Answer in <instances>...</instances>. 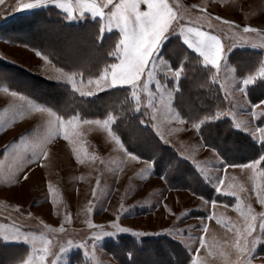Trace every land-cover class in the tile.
<instances>
[{"label": "rangeland", "instance_id": "1", "mask_svg": "<svg viewBox=\"0 0 264 264\" xmlns=\"http://www.w3.org/2000/svg\"><path fill=\"white\" fill-rule=\"evenodd\" d=\"M191 1L175 0L180 10L182 4H184V7L185 4L191 5L190 13H183L185 18L187 16V18L198 20L199 15H201L200 8L203 7L209 12L208 16L212 17L211 26L213 27L217 26L216 22H218L214 19L215 16L233 21L231 25L234 26L225 28V32L230 38L229 42H233L236 38L232 32L233 28H235L237 35L243 34V28L246 25L260 29L264 33V0H236L237 2L234 7H225L223 5L222 9L211 7L209 2L206 7L204 0L200 2L204 3L202 5L197 4L198 2L193 3V0ZM228 1L224 0L223 4ZM21 2H27V0H4V3L0 4V22L16 15L21 10L19 8ZM193 5L198 7L194 8L192 7ZM218 13H221V15ZM203 23L209 25L206 21ZM225 25L227 27L228 24ZM246 35L255 38V41L258 43L264 41V35L256 33ZM71 42V44L79 43L75 40ZM11 47L0 39V53L8 59L17 62L16 65L20 64V66L27 70L34 71L55 82L70 85L66 80L61 78L60 70H63L64 73L68 71L74 72L73 70H68L56 64L49 55L43 52H41L42 55H36L24 47L21 51L18 48L13 50ZM33 49L36 50L35 48ZM75 50L72 49L71 53L77 51ZM160 50L163 53L162 47ZM160 55L162 57V54ZM45 56L48 57V61H45ZM163 56L166 60H169L165 55ZM228 64L230 68L235 69L234 73L227 74L228 78L231 80L234 77L239 82L244 76H239L236 68L230 62ZM173 66L177 67L176 65ZM225 75L226 73L222 72L221 78L223 79ZM94 77L93 75H83L85 85L89 78ZM170 77V74L167 78L161 76V83L169 90L179 89L181 77L178 82ZM81 87L82 90L87 91V88ZM152 87L153 91H155V86L153 85ZM5 88H8L5 84H2L0 87V161H3V166L0 167V231L10 232L18 228L21 232L38 234L45 231L40 221L53 227H59L61 223H65V214H70L71 223H65V233L49 234L54 235L59 243H63L68 239H72L74 244L81 240H88V237L94 230L89 229L85 223L87 220H91L96 225L103 226L105 231H113L111 222L116 221L120 227L131 228L133 232L146 233V235L142 236H135L132 233H118L115 236H106L98 242L96 256L102 264H118V259L107 247L108 241H120L122 237L128 236L141 244V242L148 238L163 236L180 242L186 249L188 247L197 249L199 248L198 243H190L189 238L193 241L198 240L202 234L203 224H207L208 232L204 234V237L206 246H212V254L209 255V252L205 248H199V254L203 258L204 264H223L219 251H232L230 244L234 241L235 230L229 231V228L225 227L224 224H218L216 222L217 219L224 220L226 223L230 222L237 227H243V218L234 207L237 203V198L228 193L236 191L244 206L250 203L257 213L264 212V205L258 203L254 188V184L257 182L264 188V175L261 174L264 173V166H261V162L256 166L255 170L239 167V165L250 164L252 161L242 163L227 162L226 158L215 147L208 145L204 141L201 132L199 133L200 139H198L191 125H186L189 132H181L178 136L170 138V144H164L172 147L177 153V149L183 150L180 142H183L186 146L195 145L199 143L202 137V142L208 149L200 148L195 153L194 158L202 164L208 162L207 169L211 172L210 180L206 181L191 160L188 161L199 172L203 180L214 189L217 196H221V199L199 196L188 189L192 195L185 191H167L166 188H184L169 185L165 176L156 172L155 165L152 168L153 173L162 176L164 180L156 178V180L154 179L155 181H152L149 180V177L142 178L141 170L144 168V160L145 162L146 160L149 162L153 160L144 158L133 152L141 157V162L126 161L121 163L120 161L123 160V156L121 153L112 150L113 144L108 139L107 132L102 127L94 124L83 126L86 130L85 135L79 138L76 145L69 143V141L64 140L62 137L57 138L47 146L49 151L47 159L30 163L26 167H23L22 171L16 172L12 159L13 155L17 151H22L26 145L43 133L44 123V117L34 111H24L23 117H21L22 106L29 102L41 106L45 105L23 93L8 88L11 91L19 93L18 96L13 97L10 93L3 91ZM99 92L101 91H94V95ZM247 92L251 98L249 88ZM176 93L177 91H173L172 93L174 99H176ZM222 94L224 96L223 92ZM263 99L264 96L253 102L257 103ZM225 101L224 110H230L239 122L243 123L247 121L249 131L235 128L231 116H222L220 119H227L231 122L234 129L250 135L254 141L258 142L255 136L252 135V132L258 127H264V115H261V112L264 111V105L256 108V115L252 116L253 106L260 105V103L247 104V97L244 93L236 91L234 92V99L230 96ZM174 106L176 111H180L175 101ZM150 111V109L145 110L142 107L140 112L144 117L143 120L146 125L152 129V122H150L146 114V112ZM181 115L185 117L182 113ZM106 118H88V120H104ZM160 119H162V116L158 117L157 122ZM189 121L191 124V119ZM112 130L114 131L113 125ZM14 134L19 135L13 136ZM256 135L258 136L259 133H256ZM121 140L128 149L125 141L122 138ZM6 146L8 151L7 156H5ZM74 147L81 150V158L85 159L84 164L77 162L75 153L73 152ZM84 149L89 154L95 153L101 159H106V162L101 164L99 160L95 162L90 161L83 155ZM109 161H114V163H109ZM216 163H220L221 166H230V168L220 167ZM117 168L122 170L117 171ZM10 173L18 177V182L15 178H9ZM24 176H27V179H24ZM217 177L224 179V184L220 186L219 191L216 189ZM97 181H99V185H97ZM49 183H51L55 190L54 194L49 193ZM241 187L244 191H240ZM94 189L96 190L95 197L93 196ZM53 199L56 201L55 204L53 203ZM89 201L92 202V211L86 213L85 209L89 206ZM213 201L216 202L215 206H213ZM142 204L148 206V208H141ZM17 206H19V211H17ZM29 213H31V216L28 215ZM213 213L215 214L214 218L209 221L207 217L213 215ZM165 230H169L172 234H168ZM175 230H182L181 234L177 235ZM253 235H258V231L253 233ZM0 240L8 246L6 249L0 250V264H7L9 262H11L9 264H19L20 259H17L18 253L23 255L22 258H26L27 253L30 252V246L22 241L4 240L3 238H0ZM225 241H229V245H226ZM16 247L20 251L17 252ZM58 247L59 244L56 245L54 250H58ZM24 251L26 252L24 253ZM189 253L190 257L187 264H190L193 258V253ZM253 256L252 264H264V236L260 237ZM232 259H235L234 254ZM150 260L151 258H147L146 262ZM61 264H94V262L89 256L84 254L82 249L73 247L69 252L64 254Z\"/></svg>", "mask_w": 264, "mask_h": 264}, {"label": "snow or ice", "instance_id": "2", "mask_svg": "<svg viewBox=\"0 0 264 264\" xmlns=\"http://www.w3.org/2000/svg\"><path fill=\"white\" fill-rule=\"evenodd\" d=\"M4 0H0L3 4ZM49 3L56 5L68 18L76 19L83 18L86 15L91 16L93 19L100 21V38L103 39L105 31L111 32L116 29L118 32V39L114 43L113 49L108 53L114 62L106 65L94 77L89 78L85 85L82 72H69L64 73L60 70L61 78L66 80L74 93H78L81 97L92 96L94 91H103L105 89L117 88L127 86L129 95L125 98V103L131 106V110L140 112L143 107L149 117L151 126L160 141L165 144L171 143V137L178 136L179 133L187 131L183 125H187L190 121L181 116L179 112L175 111L171 106L172 93L178 91V88L169 90L164 84L161 83V76L167 78L170 74L175 81H179L182 73L184 72V65L181 63L173 68L171 64L164 60L160 55V49L165 40L168 39L171 33H176L183 43L194 53L198 54L201 61V66L210 72L209 82L211 84H218L221 91L224 93V99L227 100L230 96L234 99V92L246 94L247 86L254 84L257 78L264 81V62H261L258 69L254 73L244 76L239 82L233 77L231 80L228 78V73H234L235 69L230 68L228 64L227 52L231 47L238 46L234 41L233 44L226 49L220 35L213 34L211 31H204L202 25L199 23L197 26H191L190 23H182L184 15L181 14L178 7H174L169 0H27L21 2L19 8L22 10L43 8ZM192 7H198L193 5ZM207 9L201 7L198 21H206L211 26V16H205ZM216 21L223 20L220 16H215ZM224 24L231 25L233 22L223 20ZM256 33L264 35L260 29L246 25L243 28V34L239 35L241 43L248 41L249 37L246 34ZM252 47L264 48V41L260 43H253ZM48 61V57H44ZM50 62V61H49ZM225 72L226 75L221 78V73ZM239 83V87H237ZM155 86V91L153 87ZM84 86L87 91L82 90ZM11 96L16 97L19 93L11 91L8 88L3 89ZM264 105V101L260 105H254L252 116L256 115L255 109ZM24 111H34L44 117L43 133L32 140L22 151H17L13 155L15 171H22L30 163H36L40 160L47 159L49 156L48 145L55 139L63 138L69 143L76 145L79 138L85 135L86 130L84 125H98L106 132L108 139L112 141V150L121 153L123 160L141 162V157L129 151L119 135L112 130V125L116 121V116L109 114L104 120H88L83 119L79 113L72 115L62 116L47 106L33 104L31 102L22 106L20 112L23 117ZM264 115V111L261 112ZM162 119L158 121V117ZM222 116H231L233 119L234 127L249 131L247 121L239 122L230 110H220L202 117L191 119V126L197 133L201 132L202 125L219 120ZM143 125L145 121H140ZM256 133H259L257 136ZM256 140L264 145V127H258L253 132ZM75 138V139H74ZM23 139V137H21ZM203 138L201 142L195 145H184L180 142L183 150L177 149V155L180 158L191 160L197 167L203 178L207 181L211 178V172L207 169V163L198 162L195 160V153L200 148L204 147ZM213 151H215L213 149ZM73 152L77 162L84 164L85 159H82V152L79 148L74 147ZM30 154V155H29ZM8 155L7 146L5 148V156ZM83 155L90 161H100L104 164L105 161L97 156L95 153L89 154L84 149ZM264 161V155L260 156L258 160H253L250 164L239 165V167L255 170L256 166ZM114 163V161H109ZM155 165V161L144 162V168L141 170L142 178H147L151 174V170ZM3 166V161H0V167ZM235 167V165H234ZM117 171L122 169L117 168ZM264 175V173H261ZM9 178H15L18 182V177L10 173ZM27 179V176H24ZM224 184V179L216 178V189L220 190V186ZM99 185V181H97ZM255 195L260 205H264V188L260 183L254 184ZM49 193L54 194L51 183L48 185ZM240 191H244L241 187ZM237 198V203L234 205L236 211L243 218V227H237L230 222L217 219L218 224H224L229 228V231L235 230L234 241L230 244L232 251L220 250L219 255L222 257L223 264H252L254 258V249L264 236V212L257 213L252 205L249 203L247 206L243 205L238 193L232 191L228 193ZM96 190H93L95 197ZM53 203L56 201L53 199ZM215 206V201L212 202ZM92 202L89 201V206L85 209L86 213L92 211ZM19 211V206H17ZM31 216V213L28 214ZM209 215L207 219L211 221L214 218ZM65 223H71V215L65 214ZM259 221V223H257ZM45 231L40 233L21 232L18 228L15 231H0V238L11 241H22L30 246V252L27 253L26 258H21L19 264H61L64 254L69 252L73 247L80 248L84 251L86 256L93 260L94 264H102L96 256V248L106 236H115L118 233H132L135 236L146 235V233L133 232L131 228L120 227V225L113 221L111 228L113 231H105L103 226L92 223L91 220L85 221L89 229H93L88 240H81L78 243L68 239L63 243H59L54 235L57 233H65V223H61L59 227H53L49 224L40 221ZM168 234H172L169 230H165ZM177 235L181 234L182 230H175ZM258 231V235H253ZM208 232V225L203 224L202 234L198 240H191L190 243H198L199 248H205L209 255L211 252V245L206 246L204 234ZM251 238V239H250ZM90 241V245H89ZM59 244L58 250H54L56 245ZM229 245V241H225ZM199 248L193 249L188 247V251L193 253V258L190 264H204L203 258L199 254ZM235 259H232V256ZM51 257V259H49Z\"/></svg>", "mask_w": 264, "mask_h": 264}, {"label": "trees", "instance_id": "3", "mask_svg": "<svg viewBox=\"0 0 264 264\" xmlns=\"http://www.w3.org/2000/svg\"><path fill=\"white\" fill-rule=\"evenodd\" d=\"M99 27V20L89 18L77 24L68 23L61 12L47 8L18 15L6 22L2 29L5 31L4 36H9L12 42L28 44L49 55L56 64L82 72L85 76H96L104 66L114 62L108 53L118 39L117 32L105 33L101 39ZM73 40L79 43L71 44ZM72 49L77 51L71 53ZM162 50L174 65H184L175 103L186 118L194 119L225 109L226 101L219 85L209 82L211 74L201 66L197 54L182 47L176 37H169ZM228 60L239 76H245L258 69L263 62V52L237 48L228 55ZM0 83L65 117L75 113H79L83 119L106 118L109 114L116 116L114 131L125 141L130 151L154 160L156 172L165 176L169 185L188 189L199 196L221 199L188 160L178 157L172 147L159 140L150 126L140 123L144 119L142 113L132 111L131 106L125 103L129 95L127 87L111 88L91 97H81L68 84L47 79L2 59ZM263 85L264 81L258 79L249 86V92L261 98L264 96ZM201 134L204 141L215 147L229 163L258 160L264 155V145L234 129L227 119L202 125ZM261 166H264V161H261ZM7 247L0 240V250ZM107 247L118 259V264H187L190 257L180 242L163 236L148 238L141 244L124 236L120 241H108ZM16 249L20 251L18 247ZM22 256L18 253L17 259ZM147 258L153 261L146 262Z\"/></svg>", "mask_w": 264, "mask_h": 264}, {"label": "crops", "instance_id": "4", "mask_svg": "<svg viewBox=\"0 0 264 264\" xmlns=\"http://www.w3.org/2000/svg\"><path fill=\"white\" fill-rule=\"evenodd\" d=\"M185 2H187V0H184ZM191 1V0H190ZM223 1L224 0H214V1H211V0H204V2H205V6L207 7L208 6V2L211 4V7H214V8H218V9H222V7H223V5L225 6V7H234L235 5H236V0H229L228 2H225L224 4H223ZM169 2L171 3V4H173V6L174 7H178L179 8V6L176 4V2H175V0H169ZM192 2V1H191ZM198 2V3H197ZM201 2V0H193V3H197V4H199V5H202V4H204V3H200ZM181 10H180V12L182 11V13L181 14H185V13H190V9H191V5L190 4H185V7H184V4H182L181 5ZM47 8H54V9H56V10H58L59 12H61L62 13V16H63V18H65L66 19V21L68 22V23H80V22H82V21H84V20H86V18H89V19H93V18H91V16H85V17H83V18H76V19H70V18H68L59 8H57L56 7V5H54V4H51V3H49L46 7H43V8H34V9H28V10H20L19 12H17V14L16 15H13L12 17H9L8 19H6V20H4V21H2V22H0V39H1V41L3 40V42H5V44H7V45H10V46H12L11 47V49H13V50H15L16 48H18L20 51L22 50V48L24 47L25 49H27V50H29V51H31V52H34V54H36V55H42V53H41V51H39V50H34L33 49V47H31V46H29L28 44H24V43H18V42H11V40L9 39V36L8 37H5L4 35V33H5V31L2 29V27H3V25H5V23L6 22H8L9 20H11V19H13V18H15L16 16H18V15H23V14H28V13H31L32 11H35V10H39V9H47ZM180 9V8H179ZM223 11V10H222ZM187 13V14H188ZM218 14H220L221 15V13H218ZM223 14V13H222ZM203 15H205V16H208L209 15V12L207 11L206 13H204ZM224 15V14H223ZM93 20H99L98 18L97 19H93ZM223 20H224V18H223ZM223 20H221V21H218V22H216V24H217V26H209V25H207L206 23H203V22H205V21H198L197 19H195V20H193V18H187V16H186V18L184 17V20L182 21V23H185V24H188V23H190L191 24V26H197V24L199 23L200 25H202V28H203V30L204 31H211V32H213V34H217V35H220L221 36V39H222V41H223V43H224V45H225V48L226 49H228L232 44H233V42L235 41L236 42V44L238 45V46H236V47H231V50L230 51H228L227 52V56L230 54V52L231 51H233L235 48H250V49H257V50H261L263 53H264V48H260V47H252L251 45L253 44V43H258V42H256L255 41V38H253V37H249V39H248V41H246V42H243V43H241L240 42V40L238 39L239 38V35H237L236 33H235V28H233L232 29V32L235 34V36H236V38L234 39V41L233 42H229L230 41V38H229V36L226 34V32H225V28H229V26H234V25H227V27H226V25L223 23ZM225 20H227V19H225ZM228 21H232V20H228ZM233 22V21H232ZM233 24V23H232ZM111 32H117V30L116 29H113ZM3 33V34H2ZM12 33L14 34V32L12 31ZM105 33H109V32H107V31H105L103 34H105ZM118 33V32H117ZM169 37H176V39H179V41H180V44H181V46L182 47H184V48H187V49H189L188 47H187V45H185L184 43H183V41H182V39L181 38H179L178 37V35L176 34V33H171L170 35H169ZM168 37V38H169ZM238 39V40H237ZM10 41V42H9ZM166 41V40H165ZM89 44V43H88ZM17 46V47H16ZM51 51H52V49L51 48H49ZM190 51H192L193 52V50L192 49H189ZM60 53V52H59ZM160 54H162V58L164 59V60H166L165 58H164V54L162 53V51L160 50ZM196 54V53H195ZM198 55V54H197ZM0 59H2L3 61H5V62H7V63H11V64H17V62H15V61H13V60H11V59H8L7 57H5L2 53H0ZM166 61H168L170 64H171V62L169 61V60H166ZM264 62V61H263ZM228 63H229V61H228ZM20 65V64H19ZM174 64L172 63L171 64V66L173 67V68H175V66H173ZM234 69V68H233ZM69 70V69H68ZM74 71V70H73ZM69 72V71H68ZM68 72H66V73H68ZM75 72V71H74ZM171 78V77H170ZM242 79V78H241ZM258 79L259 78H257V80H256V82L258 81ZM239 80V79H238ZM255 82V83H256ZM254 83V84H255ZM254 84H251V85H254ZM1 83H0V87H1ZM251 85H249V86H251ZM238 87H239V83H238V85H237ZM249 86H247V88H246V97H247V101H248V103L247 104H258V103H260L261 101H264V99L263 100H261V101H259V102H257V103H255V102H253V101H255L256 99H258L257 98V96H258V94L257 95H251L252 97L250 98L249 97V95H248V92H247V89L249 88ZM264 86V85H263ZM174 101H175V99H174V97H172V100H171V106H172V108L175 110V106H174ZM176 111V110H175ZM178 111V110H177ZM179 113H180V115H181V112L180 111H178ZM182 116V115H181ZM188 125H191L190 124V122L187 124V126ZM187 126L186 125H183V126H181V127H185L186 129H187ZM153 129V128H152ZM4 130V129H3ZM1 131V130H0ZM153 131L155 132V130L153 129ZM186 132H189L188 131V129H187V131H184L183 133H186ZM196 132V131H195ZM1 133V132H0ZM17 135H19V134H17ZM16 134H14L13 136H17ZM187 135L188 136H190V134L189 133H187ZM196 135H197V137H198V139H200V137H199V133H197L196 132ZM200 141L201 140H199V143H200ZM203 148H206V149H208L207 147H203ZM106 160V159H105ZM104 160V161H105ZM106 162V161H105ZM144 162H145V160H144ZM146 162H149L148 160H146ZM216 165H219L220 167H224V168H226V167H228V166H221L220 165V163H216ZM228 168H230V166L228 167ZM153 173V169H152V171H151V174L150 175H147V177H149V180H152V181H155L156 180V178L157 179H159V180H164L163 179V177L162 176H160V175H158V174H152ZM155 179V180H154ZM151 181V182H152ZM164 183V182H163ZM167 189V191H172V192H175V191H185V192H187V193H189L190 195H192V193L190 192V191H188L187 189H173V188H166ZM141 208H143V209H147L148 208V206H144V204H142V206H141Z\"/></svg>", "mask_w": 264, "mask_h": 264}]
</instances>
